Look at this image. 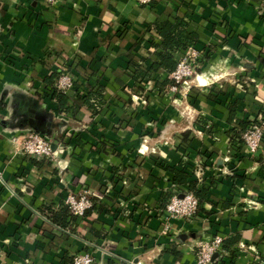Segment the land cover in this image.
I'll list each match as a JSON object with an SVG mask.
<instances>
[{
  "label": "crops",
  "instance_id": "obj_1",
  "mask_svg": "<svg viewBox=\"0 0 264 264\" xmlns=\"http://www.w3.org/2000/svg\"><path fill=\"white\" fill-rule=\"evenodd\" d=\"M175 17L194 34L200 71L160 91L133 74L156 57L153 25ZM61 67L72 95L104 87L99 111L59 110L48 78ZM262 115L264 0H0V264L87 252L93 264H196L198 242L215 235L239 237L220 264H264V145L251 153L231 138L238 120ZM28 131L56 143L57 158L22 154ZM184 164L210 201L167 220V195L186 190L170 167ZM85 188L95 208L54 223L50 212Z\"/></svg>",
  "mask_w": 264,
  "mask_h": 264
},
{
  "label": "trees",
  "instance_id": "obj_2",
  "mask_svg": "<svg viewBox=\"0 0 264 264\" xmlns=\"http://www.w3.org/2000/svg\"><path fill=\"white\" fill-rule=\"evenodd\" d=\"M188 23L180 18L175 17L173 20H166L162 22H156L153 25V28L156 30L160 36V40L153 42L155 46V59L151 62L150 66L147 69L137 68L133 77L140 80H151L155 85L164 91L165 88L173 85L180 87L181 85L177 83L174 79L171 78V73L175 71L180 61L177 52L185 51L190 43L193 41L194 34L187 30ZM160 70L167 72L168 76L162 78L159 74ZM61 74L60 68L55 70L48 78V82L52 85L51 96L58 103L59 110L63 113L72 112L73 114L77 113L82 105L87 106L88 108L95 111H99L104 105L103 99V89L102 86L97 87H88L87 92H81L77 88L76 92L72 95L70 92L61 90L57 87L56 79ZM75 85V83H74ZM264 117V115H262ZM257 122L256 120H238L239 127L231 131V138L234 140V144L237 148L244 146L243 134L245 131L251 127L252 124ZM260 149V148H259ZM258 149V150H259ZM257 150V151H258ZM256 151V152H257ZM255 152V153H256ZM174 176L172 182L175 187H186V190H177V192H170L168 197V202L176 194H183L185 192H192L199 201L198 213L205 211V204L209 202V188L204 184H201L200 181L196 178H193V175L189 172L187 164H184L182 168L170 167ZM93 206L88 209L84 215L86 217L90 210L96 206V194L93 198ZM166 204V206H167ZM50 217L52 221L62 227H67L71 221H75L78 217L74 214L73 210L68 204H65L63 209L60 211H51ZM239 237L233 236L224 240L222 249L217 252L218 254L214 257V264H220L224 262L226 253L230 254L231 259L236 256V250L234 245L238 242ZM74 257L72 259L73 263Z\"/></svg>",
  "mask_w": 264,
  "mask_h": 264
},
{
  "label": "built area",
  "instance_id": "obj_3",
  "mask_svg": "<svg viewBox=\"0 0 264 264\" xmlns=\"http://www.w3.org/2000/svg\"><path fill=\"white\" fill-rule=\"evenodd\" d=\"M50 4H57L60 0H45ZM140 3L148 4L152 0H138ZM200 53L190 46L184 56L180 59L177 68L171 73V78L181 86L188 79L198 74V60ZM61 74L56 79L57 87L61 90L70 92L74 88V80L71 74L68 73L66 67H61ZM179 87L173 85L172 89L177 90ZM254 124L249 127L243 134L244 147L251 153H255L264 145V117L257 116ZM20 143V151L25 156L36 159L55 160L57 158L58 149L53 148L52 141L41 133L36 131H28L22 134ZM174 195L165 208L166 218L170 220L175 217L193 219L198 214L199 201L192 192H185ZM94 192L89 188L83 189L81 192L69 193L66 198L68 204L74 214L79 217H84L86 211L93 206ZM169 222V221H168ZM169 229V223L166 225ZM224 236L215 235L214 237L198 242L195 254L197 258L196 264H214V256L222 249ZM93 255L89 252L80 253L74 257L72 264H93ZM116 264H140V262L120 259Z\"/></svg>",
  "mask_w": 264,
  "mask_h": 264
},
{
  "label": "water",
  "instance_id": "obj_4",
  "mask_svg": "<svg viewBox=\"0 0 264 264\" xmlns=\"http://www.w3.org/2000/svg\"><path fill=\"white\" fill-rule=\"evenodd\" d=\"M53 148L55 149V150H57L58 149V145L56 144V143H53ZM184 194H181V196H183ZM218 254H215V256L214 257H216Z\"/></svg>",
  "mask_w": 264,
  "mask_h": 264
},
{
  "label": "rangeland",
  "instance_id": "obj_5",
  "mask_svg": "<svg viewBox=\"0 0 264 264\" xmlns=\"http://www.w3.org/2000/svg\"><path fill=\"white\" fill-rule=\"evenodd\" d=\"M197 70L200 71V67H197Z\"/></svg>",
  "mask_w": 264,
  "mask_h": 264
}]
</instances>
